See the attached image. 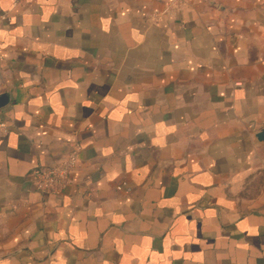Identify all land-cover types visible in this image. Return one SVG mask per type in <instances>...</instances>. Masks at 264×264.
<instances>
[{
	"label": "crops",
	"instance_id": "0c3cea01",
	"mask_svg": "<svg viewBox=\"0 0 264 264\" xmlns=\"http://www.w3.org/2000/svg\"><path fill=\"white\" fill-rule=\"evenodd\" d=\"M0 16V264H264V0Z\"/></svg>",
	"mask_w": 264,
	"mask_h": 264
},
{
	"label": "built area",
	"instance_id": "2783aa9c",
	"mask_svg": "<svg viewBox=\"0 0 264 264\" xmlns=\"http://www.w3.org/2000/svg\"><path fill=\"white\" fill-rule=\"evenodd\" d=\"M174 4L180 9L185 5V0H174ZM3 21L4 16H0V29ZM78 152V149H74L68 158L60 165L33 170L32 181L35 189L39 193L45 195L58 194L62 191L67 186L70 174L77 165Z\"/></svg>",
	"mask_w": 264,
	"mask_h": 264
},
{
	"label": "water",
	"instance_id": "95a60500",
	"mask_svg": "<svg viewBox=\"0 0 264 264\" xmlns=\"http://www.w3.org/2000/svg\"><path fill=\"white\" fill-rule=\"evenodd\" d=\"M259 139H260V140H264V130L260 133V135H259Z\"/></svg>",
	"mask_w": 264,
	"mask_h": 264
}]
</instances>
